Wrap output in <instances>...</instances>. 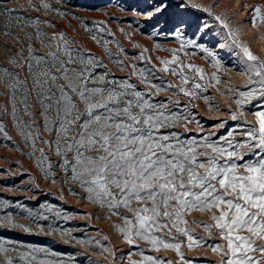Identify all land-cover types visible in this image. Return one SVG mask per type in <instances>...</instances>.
<instances>
[{
  "label": "snow or ice",
  "instance_id": "snow-or-ice-1",
  "mask_svg": "<svg viewBox=\"0 0 264 264\" xmlns=\"http://www.w3.org/2000/svg\"><path fill=\"white\" fill-rule=\"evenodd\" d=\"M8 3L17 6L7 7ZM64 7V0H25L24 4H18V0H0V51L7 54L4 63H0V117L11 118L18 134L26 144L30 142L31 156L39 152L36 163L40 170L52 175L58 167L70 173L68 178L79 184L90 203L106 208L123 221V226L113 227L128 245L144 241L151 244L153 251L163 246L175 249L181 256V244L175 243L176 238L171 234V228H175L191 241L190 250L193 244L205 247L200 238L179 225L187 223L183 217L191 210L209 211L213 213L210 218L217 234L226 241L224 245L208 246L221 255L218 264H264V244L257 247L253 240L255 237L264 241V60L254 55L249 46L233 34L234 30L228 28L232 44L243 54L242 67L236 71L247 77L242 87L248 89H230L240 97L232 102L241 107L255 101L252 107L256 110L248 114L255 117L256 126L238 125L239 134L245 137L242 141L233 139L235 129L221 136L209 132L199 139H182L180 133L172 129L184 127L187 130L188 123L199 125V121H190L186 106L183 109L178 103L173 106L171 99L155 101L153 95L170 92L179 99L182 94L202 98L206 105L214 107L208 104L210 97L200 95L206 86L190 78L185 71H192L204 80V69L181 60L180 53L187 55L189 48L200 49L212 58L217 71L224 67L200 42L208 25H200L189 17L187 0H130L122 9L143 17L142 26L151 30L152 37H173L178 43V48L162 49L169 52L171 58L157 57L158 68L125 65L109 50L108 45L113 41L101 43L95 34L104 33L106 29L94 30L91 40L103 49L110 62L120 71L131 69L123 79L114 78L99 57L47 18L46 14L51 13L58 19L67 17ZM212 7L215 5L203 10L212 14ZM32 12L38 15L31 16ZM250 15L253 28L258 27V22L264 23V11L259 6L254 7ZM215 19L227 28L219 15ZM85 31L91 32L87 26ZM106 34L112 35L111 31ZM117 48L125 59L141 61H145L144 53L151 51L145 48L139 57H128L119 45ZM145 62L150 63V58ZM156 72L175 77L179 84H154L153 79H160ZM133 78L150 91L138 90L131 83ZM211 81L220 82L215 72ZM173 107L181 110L180 113ZM231 118L236 120V114L231 113ZM224 126L223 123L213 125ZM0 132H6L2 119ZM41 132L48 134L49 139H43ZM213 136L217 138L214 140ZM37 143L44 147L37 149ZM50 153L60 157L55 167ZM134 202L140 206L133 208ZM6 203L0 200V208ZM18 207L27 211L26 218L35 223L39 214L34 215L23 205ZM124 212L130 213L131 218ZM165 220L171 222V228ZM198 226L211 231L208 225ZM49 227L53 232L58 230L51 224ZM0 228L31 231L27 225L16 223L12 214L0 216ZM161 229L168 232L154 235ZM165 234L168 240L163 238ZM11 243L0 240V252L13 250L5 247ZM101 248L102 252H111L105 246ZM41 252L46 256L55 255L48 249L32 248L22 252L20 260L23 264H57L39 258L37 254ZM138 254L142 261H130V264H162L143 251ZM115 259L113 255L110 264H114ZM5 264H14V261L8 257ZM187 264L198 262L188 261Z\"/></svg>",
  "mask_w": 264,
  "mask_h": 264
},
{
  "label": "rangeland",
  "instance_id": "rangeland-1",
  "mask_svg": "<svg viewBox=\"0 0 264 264\" xmlns=\"http://www.w3.org/2000/svg\"><path fill=\"white\" fill-rule=\"evenodd\" d=\"M129 2L130 0H64L65 7L63 10L68 13L67 17L58 19L55 13L46 15L58 29L99 57L114 78L123 79L127 77L131 69L126 68L125 71H120L105 56L103 49L91 40V34L97 27L106 29L104 33H95L101 39V43L104 40L113 41L108 45V48L114 54V58L119 56L125 65L136 64L137 67L153 68L155 66L158 68L160 65L157 57L171 58L169 52L162 49L179 47L173 37H152L150 35L151 30L142 26L143 17L133 16L130 12L123 11V7ZM245 2L247 6L244 8ZM24 3L25 0H18V4ZM187 3L186 12L189 17L200 25H208V28L204 29L203 38L200 42L214 53L224 67L217 71L213 67L212 58L200 49L189 48L187 55L185 52L180 53V59L204 69V80H201L192 71L187 69L185 71L190 78L206 86L200 95L210 97L208 104L214 107L206 105L202 98L184 97L181 94L177 99V97L171 96L170 92L154 94L153 100L171 99L173 106L177 103L181 105V109L186 106V110L190 114V121H199V125L196 122L188 123L187 130L184 127L172 129V131L179 132L182 139H199L209 132L221 136L226 135L229 130L235 129L236 134L233 139L242 141L245 137L239 134L241 129L238 125L256 126L255 117L248 114L256 110L252 107V104L256 102L253 101L252 104H244L241 107L232 102L234 98L239 99L240 97L230 89L240 91H247L248 89L242 87L247 83V77L239 75L236 71L242 67L243 54L239 48L232 44L228 28L234 30L233 34L241 42L246 43L254 55L260 60H264V23L258 22V27L253 28L250 15L256 6L264 11V0H187ZM67 5L74 7H67ZM213 5L215 7H212V14L203 10ZM6 6L16 7L17 5L8 3ZM30 15L36 16L38 14L32 12ZM217 15L225 20L227 28L215 19ZM100 21H104V25H100ZM249 24L253 30L249 29ZM85 26L91 32H86ZM46 30L51 31V29ZM107 31H111L112 35H107ZM0 42H2V38H0ZM117 45L124 50L128 57H139L143 49H151L150 52L144 53L145 61L150 58L151 62L125 59V56L120 54ZM135 45L140 47H135ZM42 51L44 50L41 49ZM6 55L5 52L0 51V63H4ZM98 71H103V69H98ZM214 72L219 78V83L216 81L209 82ZM156 77L160 79H153L154 84H161L162 82L179 84L175 77L163 72H156ZM131 83L136 85L138 90L150 91V89L139 84L135 78L131 80ZM173 110H176L178 114L181 111L174 107ZM192 113L194 116L191 115ZM231 113L236 114V120L231 118ZM23 118L28 119L26 116ZM0 119L3 120L6 128V132H0V200L7 202L5 207L0 208V216L12 214L16 217V223L27 225L31 229L30 232H25L21 229L0 228V240L11 241L12 243L6 244L5 247L13 249L7 253L0 252V264H5L8 257L14 261V264H23L20 260V254L32 248L48 249L55 253L51 256H46L43 252L37 255L41 259H48L57 262V264H110L113 255L116 257L114 264H130V261H142V257L138 254L141 251L145 255L160 260L162 264L163 262L187 264L188 261L194 260L198 264H218L221 260V255L208 247L226 243L217 234L215 224L210 218L213 213L209 211L191 210L183 217L187 223L179 225L192 236L200 238L207 245L205 247H197L193 244L190 250L188 245L191 241L188 237L178 233L175 228H171V222L168 220L164 222L169 224L171 234L176 238L174 242L181 244L179 249L181 256L176 254L175 249H164L163 246L159 250L153 251L151 244L144 241H138L135 245H128L113 227L116 224L123 226V221L119 217L111 215L106 208H100L85 198L87 194L79 184L68 178L70 173H64L60 168L55 167L60 157L50 153L52 165L55 167L54 174L49 175L41 171L36 163L40 158L39 152L35 153L34 157L31 156L30 142L26 144L24 138L18 134V130L13 127L11 118L0 117ZM39 119L40 117H37V120ZM220 123L225 126L223 128L213 127V125ZM41 135L43 139H49L48 134L41 132ZM216 138V136L212 137L214 140ZM41 147L44 146L39 143L36 144L37 149ZM18 205H23L24 209L33 212L34 215L39 214L35 223L32 222L31 218H26L27 211H23ZM139 206L135 202L132 204L133 208ZM120 211L123 212L124 210L120 209ZM124 215L131 218L130 213L124 212ZM41 216L47 217V219L39 218ZM50 224L58 230L53 232L52 228L49 227ZM200 224L208 225L211 231H206L204 227L198 226ZM65 232L69 235L65 236ZM167 232L168 229H161L154 235L160 236ZM240 234L247 235V233ZM163 238L168 240L169 236L165 234ZM253 240L257 247L264 244V241L255 237ZM101 246L111 249V252H102ZM129 253H133V255L129 256ZM252 255L259 256V253Z\"/></svg>",
  "mask_w": 264,
  "mask_h": 264
},
{
  "label": "bare ground",
  "instance_id": "bare-ground-1",
  "mask_svg": "<svg viewBox=\"0 0 264 264\" xmlns=\"http://www.w3.org/2000/svg\"><path fill=\"white\" fill-rule=\"evenodd\" d=\"M243 5H244V8H245L247 6V3L245 2ZM238 6H240V5H238ZM248 27H249L250 30H253V28L250 26V24L248 25Z\"/></svg>",
  "mask_w": 264,
  "mask_h": 264
}]
</instances>
